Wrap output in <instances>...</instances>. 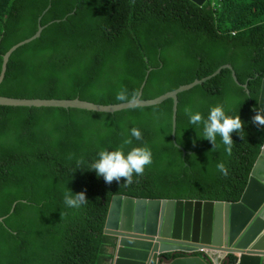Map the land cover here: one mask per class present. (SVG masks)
Listing matches in <instances>:
<instances>
[{"label": "trees", "instance_id": "1", "mask_svg": "<svg viewBox=\"0 0 264 264\" xmlns=\"http://www.w3.org/2000/svg\"><path fill=\"white\" fill-rule=\"evenodd\" d=\"M254 1L0 0V73L40 18L48 26L11 55L0 97L110 106L146 81L149 101L224 65L246 85L222 70L177 96L184 158L170 100L114 114L0 106V264H106L116 194L239 199L264 142V9Z\"/></svg>", "mask_w": 264, "mask_h": 264}, {"label": "water", "instance_id": "2", "mask_svg": "<svg viewBox=\"0 0 264 264\" xmlns=\"http://www.w3.org/2000/svg\"><path fill=\"white\" fill-rule=\"evenodd\" d=\"M190 1L203 7L207 0ZM41 20H38V30L32 38L14 46L4 56L0 86L11 55L20 47L39 39L48 27H43ZM222 70H229L233 82L246 89V85L237 82L231 67L224 65L208 77L149 101L141 100L145 81L135 100L119 105L102 106L79 99L20 100L0 97V106L114 114L134 108L154 107L170 100L171 141L175 145L177 96L210 81ZM257 110L264 121V80L260 86ZM175 147L182 152L183 158L189 154L177 145ZM103 235L108 238L109 247L106 264H264V142L237 201L151 199L116 194L109 202Z\"/></svg>", "mask_w": 264, "mask_h": 264}, {"label": "rangeland", "instance_id": "3", "mask_svg": "<svg viewBox=\"0 0 264 264\" xmlns=\"http://www.w3.org/2000/svg\"><path fill=\"white\" fill-rule=\"evenodd\" d=\"M208 2L211 3L213 10H217L220 7V0H208L205 4H207ZM251 7L253 8L254 12H258L259 10H261L262 8L264 9V0H255L253 3H251ZM240 16V15H239ZM238 16L233 15L228 17L230 20H234L236 19ZM90 94L95 96L96 93L90 91ZM211 171V170H210Z\"/></svg>", "mask_w": 264, "mask_h": 264}, {"label": "clouds", "instance_id": "4", "mask_svg": "<svg viewBox=\"0 0 264 264\" xmlns=\"http://www.w3.org/2000/svg\"><path fill=\"white\" fill-rule=\"evenodd\" d=\"M207 1H208V0H207ZM207 1H206V2H207ZM208 3H210V2H208ZM208 3H207V4H208ZM204 5H205V4H204ZM204 5H203V6H204ZM211 6H212V5H211ZM200 8H203V7H200ZM233 36H235V33L233 34ZM102 106H104V105H102ZM110 106H111V105H110ZM80 111H81V110H80ZM259 123H260L262 126H264V124H263L262 122H259Z\"/></svg>", "mask_w": 264, "mask_h": 264}, {"label": "built area", "instance_id": "5", "mask_svg": "<svg viewBox=\"0 0 264 264\" xmlns=\"http://www.w3.org/2000/svg\"><path fill=\"white\" fill-rule=\"evenodd\" d=\"M199 251H202V250H199ZM189 253H190V251H189Z\"/></svg>", "mask_w": 264, "mask_h": 264}]
</instances>
